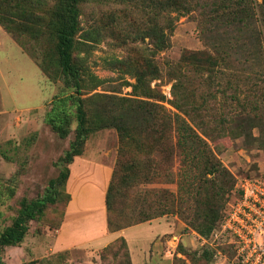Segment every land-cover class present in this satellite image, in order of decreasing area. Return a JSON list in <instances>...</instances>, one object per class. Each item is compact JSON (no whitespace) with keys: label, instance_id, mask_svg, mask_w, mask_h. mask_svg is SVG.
I'll return each instance as SVG.
<instances>
[{"label":"trees","instance_id":"1","mask_svg":"<svg viewBox=\"0 0 264 264\" xmlns=\"http://www.w3.org/2000/svg\"><path fill=\"white\" fill-rule=\"evenodd\" d=\"M85 1L56 0L54 6L47 9L45 0H0V25L17 37L45 41L44 46H47L43 49L42 59L33 58L51 81L60 80L63 83L62 92L54 96L50 103L45 123L62 140L74 133L68 149L55 163L62 167L61 176L49 185L42 197L21 201L20 210L11 225L0 232V253L5 247L19 246L24 242L30 222L44 218L48 206L59 201L57 198L69 178V165L74 158L84 154L91 135L106 129L118 132L121 143L125 145L123 151L131 148L137 153L149 155L144 165H130L128 170L132 173H122L120 165L114 169L107 195L110 230L119 231L176 214L186 218L189 226L200 236L209 238L224 216L236 181L199 131L208 128L207 131L217 130L219 135L227 131L225 127L229 119L225 121L222 116L205 120L219 109L229 110L225 101L229 97L218 100L216 93L220 91L213 92L212 89L221 85L220 80L225 76L223 69L231 59L240 66L233 77H239L243 70L253 68L252 61L262 58L264 0L258 5L259 10L255 7L256 0H115L144 5L148 15L144 29L132 31L127 36L143 37V41L148 37L150 51L142 53L139 58L124 60L114 57L107 62L110 70L120 71L135 80V83H128L133 89L131 97L98 92L106 79L100 78L86 58L81 56L86 50L84 48L89 46L87 39L84 41L79 36L81 6ZM194 11L200 12L198 26L209 49L186 51L180 62L172 67L169 73L174 80L173 99L169 100L172 110L163 104L166 97L151 87L152 82L161 76L155 57L171 47L177 21ZM257 16L261 17L263 28L258 24ZM224 33L234 34L235 40L231 37L225 43ZM225 45L226 51L222 50ZM210 49L215 54H211ZM234 92L230 99H236L235 105H240V87L237 86ZM184 108L189 116H194L195 121L199 120L195 127L183 117ZM74 123L76 128L73 130ZM234 123L236 125L231 132L241 137L246 132L243 122L236 120ZM214 124L215 127L212 126ZM153 155L157 158H152ZM176 160L179 167L173 171ZM176 182L178 191L175 189ZM8 190V198L17 194L14 187ZM125 196H135L141 206H147L157 198L161 206L149 204L147 207L156 214L142 209L137 217L125 223L117 213L120 198ZM61 221L62 217L51 228H58ZM118 241L127 248L125 239L119 238L107 249ZM127 256V264H132L128 248ZM200 257L211 263L212 251L204 249ZM0 264H6L1 257Z\"/></svg>","mask_w":264,"mask_h":264},{"label":"rangeland","instance_id":"2","mask_svg":"<svg viewBox=\"0 0 264 264\" xmlns=\"http://www.w3.org/2000/svg\"><path fill=\"white\" fill-rule=\"evenodd\" d=\"M262 2L263 0H256L255 7L257 10H259L258 5H261ZM45 3L46 8L51 9L56 0H45ZM143 7L144 5L138 3L128 2L124 4L115 0H86L82 4L79 36L84 41L87 39L89 46L84 48L86 50L81 53V56L86 58L92 70L100 78L106 79L98 92L121 97L132 96L133 89L128 83H135V80L120 71L110 70L107 62L114 57L124 60L139 58L142 53L150 51L151 43L148 37L143 41V37L136 38L133 34L131 37L127 36L132 31L144 29L148 15ZM199 13V11H194L182 16L177 21L172 34L171 47L155 57L161 69V76L152 82L151 87L166 97L163 104L168 109L173 110L169 104V100L173 99L172 86L174 80L169 74L172 67L180 62L183 53L186 51H207L209 49L208 43L201 36L199 30L198 19L201 17ZM257 17L258 24L263 28L261 17ZM212 28L214 29V27ZM4 30L13 38L14 43H17L23 52L33 60L17 51L14 52L13 56L16 58L18 71L17 73L13 71L12 74L21 75L24 77V82L21 84L23 88L17 84L12 85L15 93L20 94V99H17V103L14 105L13 101L8 98L7 105L11 114L7 121L2 119L0 123L1 134L9 129L14 135L10 138L7 136L0 137V169H3L4 161H12L14 174L10 177L15 178L14 181H6L10 177L6 179L2 177L4 180H1L0 193L3 196L0 197V232L11 225L12 220L20 210L23 199L34 200L42 197L49 185L59 179L62 167L56 166L55 163L63 156L70 142L74 139V133H72L69 138L61 140L45 123V116L53 97L60 94L64 87L60 80L51 81L33 58L35 56L39 57L40 60L42 59L43 49L47 46H44L45 41L37 42L25 36L17 37L6 29ZM247 36L244 35V37ZM224 37H226L225 43L231 37L235 40L234 34L224 33ZM226 49L227 46H223L222 50L226 51ZM262 49L263 53L260 56L262 58L252 61L253 68L243 70L239 77H233V74L239 71L240 66L236 60L231 59L229 65L223 69L225 76L220 80L221 85L214 86L212 89L213 92L220 91L216 93L218 100H225L229 97L225 100L229 105V110L219 109L221 114L215 111L213 116L210 112L211 117H206L205 120L210 121L212 118L219 119L223 116L225 121L229 119L227 127H225L227 131L222 135H219L217 130L207 131L208 128H201L199 131L207 139L224 167L235 177L236 182L245 178L264 175V44ZM209 51L211 54H215L214 50L210 49ZM255 74L258 76L256 77ZM229 82L231 85L228 84ZM237 86L240 87L238 99L240 105H235L236 99H230ZM186 93L185 91L184 94ZM188 100L193 101L192 98H188ZM182 112L186 121L195 127L199 120L195 121L194 116H189L185 108ZM233 117L235 118L231 126L230 122ZM236 120L243 122V130L246 131L241 137L231 132L233 126L236 125L234 123ZM212 126L215 127L216 124ZM75 128L76 123L73 124V130ZM124 148L125 145L121 143L115 129H106L94 133L85 146V150L87 149L95 158H100V155L109 153L111 161L115 163V169L116 166L120 165L119 168L124 174L132 173L128 169L133 163H137L140 167L149 159L148 154L137 153L131 148L123 151ZM151 157L157 158V155ZM178 163L176 160L172 168L173 171H177ZM12 187L16 189L17 194L13 198H8V188ZM175 189L178 191V184ZM232 198L233 192L228 203ZM57 199L59 201L56 204L48 206L44 218L30 222L31 232L29 233L31 235L50 231L53 229L51 226H54L62 217L63 207L67 200L63 190ZM137 201L135 196L121 197L120 206L117 210L119 219L129 223L131 219L137 217L142 209L152 211L151 214H156V211L147 207L150 203L147 206H141L139 203L137 204ZM152 203L150 205L154 207L161 206L157 198L153 199ZM159 218H170L169 221L174 222L172 231L162 233V237H160L163 242L161 250L163 253L168 251V257L173 264L215 263L213 260L211 263H207L201 259V240L198 233L189 226V221L186 218L176 214ZM158 232L157 226H144L135 230L132 239L141 241L143 238H155L158 236ZM169 241H172L171 245L168 244ZM75 256H77L79 263L84 262L77 253ZM228 256L230 261L228 260L224 264H232V253L229 252ZM69 258V255H61L39 261V264H70V262L68 263ZM93 260L99 264H127L129 258L126 246L123 242L118 241L112 248L94 255ZM29 264H37V262H30ZM156 264L165 263L156 261Z\"/></svg>","mask_w":264,"mask_h":264},{"label":"crops","instance_id":"3","mask_svg":"<svg viewBox=\"0 0 264 264\" xmlns=\"http://www.w3.org/2000/svg\"><path fill=\"white\" fill-rule=\"evenodd\" d=\"M16 51L26 55L28 59L31 58L17 43H14L13 38L0 25V123L2 119L7 121L11 114L7 105L8 98L14 105L17 103L16 100L20 99V94L15 93L12 85L17 84L22 87L21 84L24 82V77L12 74L13 71L16 73L18 71L17 61L13 56ZM3 136L14 137L9 129L0 133V137ZM3 164V169H0V181L14 174L12 161H4ZM114 169L115 163L111 161L109 153L95 158L86 149L84 154L76 156L69 165V178L63 187L67 201L63 207L60 226L42 234L38 233L39 235L28 233L22 244L8 246L1 251L2 261L6 264H29L30 262L39 264V261L45 259L69 255L68 263L70 264H99L94 262L93 256L107 249L119 238H124L132 264H156V261L173 264L168 257V251L163 253L161 250L163 242L160 239L162 233L172 231L174 222L169 221L170 218H156L119 231L110 230L107 195ZM14 179L10 177L6 181ZM144 226H157L158 236L143 238L141 241L132 239L135 230ZM171 243L172 241L168 242L169 245ZM75 253L84 262L79 263Z\"/></svg>","mask_w":264,"mask_h":264},{"label":"built area","instance_id":"4","mask_svg":"<svg viewBox=\"0 0 264 264\" xmlns=\"http://www.w3.org/2000/svg\"><path fill=\"white\" fill-rule=\"evenodd\" d=\"M202 250L212 251L214 264H264V175L238 180L219 226Z\"/></svg>","mask_w":264,"mask_h":264}]
</instances>
